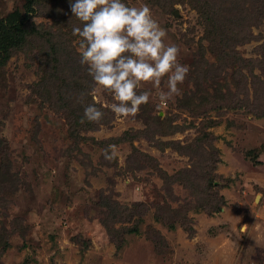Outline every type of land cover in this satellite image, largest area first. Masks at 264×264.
<instances>
[{
  "label": "rangeland",
  "instance_id": "374dc122",
  "mask_svg": "<svg viewBox=\"0 0 264 264\" xmlns=\"http://www.w3.org/2000/svg\"><path fill=\"white\" fill-rule=\"evenodd\" d=\"M125 3L189 66L166 107V77L141 82L127 118L80 63L69 0H0V264H264V0Z\"/></svg>",
  "mask_w": 264,
  "mask_h": 264
},
{
  "label": "clouds",
  "instance_id": "9594fccd",
  "mask_svg": "<svg viewBox=\"0 0 264 264\" xmlns=\"http://www.w3.org/2000/svg\"><path fill=\"white\" fill-rule=\"evenodd\" d=\"M72 14L81 22L72 28L78 37L81 65L87 66L92 80L104 91L114 94L116 103L109 105L120 117L135 116L149 101L150 91H138L141 82L157 89L166 77L167 91H159L163 106L182 96V84L189 66L178 60L179 48L166 44V30L153 18L149 6H129L125 0H69ZM163 115V113H161ZM104 112L95 103L83 108L84 120L99 123ZM109 149L111 151H109ZM115 145L103 154L115 156ZM264 198L258 192L255 202Z\"/></svg>",
  "mask_w": 264,
  "mask_h": 264
},
{
  "label": "trees",
  "instance_id": "16d2710c",
  "mask_svg": "<svg viewBox=\"0 0 264 264\" xmlns=\"http://www.w3.org/2000/svg\"><path fill=\"white\" fill-rule=\"evenodd\" d=\"M16 14H18V13H16ZM17 17H18V15H17ZM245 19V18H244ZM20 21L21 22H24V23H26V19H25V15L24 16H22L21 17V19H20ZM18 27V26H17ZM16 27V28H17ZM11 34V33H10ZM12 35V34H11ZM61 41H63V40H61V39H57V40H55L54 41V44L56 45V47H57V49L58 50H62V49H64L65 48V46H66V44H67V42H65V43H62ZM65 45V46H64ZM69 50H66V48L63 50V54L65 55V54H69V52H68ZM53 56H56L57 57V55H56V53H54L53 54ZM60 57H61V54H60ZM81 88V87H80ZM65 101V100H64ZM69 107V105L66 103V108L65 109H67ZM73 112H79L80 111V109H71ZM81 110H83V109H81ZM216 209V208H215Z\"/></svg>",
  "mask_w": 264,
  "mask_h": 264
}]
</instances>
